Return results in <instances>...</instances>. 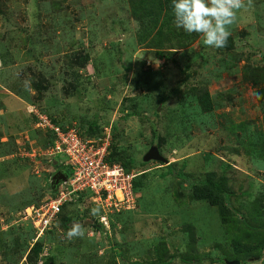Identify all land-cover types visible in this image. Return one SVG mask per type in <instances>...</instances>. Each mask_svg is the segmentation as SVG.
Instances as JSON below:
<instances>
[{"label":"rangeland","instance_id":"rangeland-1","mask_svg":"<svg viewBox=\"0 0 264 264\" xmlns=\"http://www.w3.org/2000/svg\"><path fill=\"white\" fill-rule=\"evenodd\" d=\"M152 27L149 17L139 23L128 0H0V264H28L37 239V264H110L117 248L125 254L114 264H264V249L242 263L233 245L246 232L264 235V215L260 223L251 218L261 203L264 211V97L257 92L264 83L247 81L244 71L264 72V0L237 13L232 50L176 26L159 50L148 44L157 40ZM85 53L90 61L80 68L74 59ZM40 82L47 87L37 91ZM206 86L210 113L197 100ZM37 109L87 140L107 137L108 157L116 149L135 158L132 171L145 173L136 207L103 208L85 193L64 206L81 213L74 221L84 225L83 238L67 239L73 222L65 228L58 219L37 237L25 209L55 197L62 157L46 153ZM91 124L101 132L90 136ZM153 145L169 163L144 161ZM212 171L228 178L236 194L227 202L238 221L248 218L247 230L224 226L217 206L192 200L191 187ZM97 206L102 211L91 215Z\"/></svg>","mask_w":264,"mask_h":264},{"label":"trees","instance_id":"trees-1","mask_svg":"<svg viewBox=\"0 0 264 264\" xmlns=\"http://www.w3.org/2000/svg\"><path fill=\"white\" fill-rule=\"evenodd\" d=\"M130 1L132 8H133V13L135 17L138 19L139 23L142 24L143 26L146 24V17H149V22L152 24V28L149 29V34H152L155 30V35L156 39H154L153 42H149L148 44L150 46H157L159 50H161V45H163L164 41H169L171 40V34H174L175 31V24H174V12L172 8V0H128ZM156 26L157 29L155 28ZM148 33H146L145 38H148L150 36ZM178 34V32H177ZM198 34V33H196ZM185 33L183 34V36ZM153 38V37H152ZM159 40V41H158ZM185 41V40H184ZM228 50L234 49V41L233 39H228L227 46L225 47ZM223 49V48H222ZM159 54H161L164 57H169L168 53L165 51H160ZM78 56V55H77ZM77 64H79L80 68L85 67V65L90 61V55L88 53H85L83 55H79L77 59H74ZM245 71V79L247 81L253 82L255 85H258L259 83H264V72L263 73H258V72H253L252 71V66L251 65H245L244 68ZM136 83H139L136 81ZM39 91L41 88H46V84L40 82L36 83L34 85ZM73 86H78L76 82H73ZM178 91V90H176ZM258 94L261 97H264V87L258 88ZM197 100L199 102V106L201 108V111L203 113H210L213 111L215 108V103L213 100V97L211 95V92L209 91L208 87H201L197 89ZM41 97V95H40ZM42 98V97H41ZM27 100H31L28 99ZM33 102V99H32ZM35 105V104H33ZM38 106V105H37ZM38 110V109H37ZM40 110V111H39ZM38 111L41 114H45L49 117V119L54 123L55 125H59L63 128L64 131H66L69 127L67 125L62 124L59 122L56 118L52 117L51 115L47 114L45 111L42 109H39ZM34 115L37 117V120H39V117L37 113H34ZM88 134L90 136L101 132V129L97 126V124H91L89 129H88ZM46 131V136L48 137L47 142L43 146H50L54 143L55 140V132L53 129L48 128ZM81 134V133H80ZM107 159L110 162H116V161H121L126 168L127 171H132V165L136 161L135 158H125L121 155L120 152H118L116 149H113V153L107 157ZM58 160H61V157L58 158ZM120 163V162H119ZM121 163V164H122ZM63 166V165H62ZM67 175H70V170H65ZM143 173H137L133 180V188L135 193L138 192V189L140 187V181L138 178L143 175ZM139 176V177H138ZM142 186V184H141ZM59 187V186H58ZM58 187L54 190L51 187V190L53 192H56V195L58 193ZM85 193L90 194V191H77L72 195V197L79 198L81 200ZM190 196H192V200H204L210 203V205L217 206L218 207V213L220 216L221 222L224 224V226H229V228L233 229H240L244 228V231L250 227V223L248 224V218H244V220H239L238 221V216L231 208L229 205V202H227L232 194H236L234 189L230 186L228 178L227 177H217L216 172H208L205 179L202 180L199 183H194L193 187H191L190 190ZM55 195V196H56ZM82 196V197H81ZM71 197V198H72ZM72 200V199H71ZM69 201V202H68ZM33 201H30L29 203H26L24 206H28L32 203ZM73 201L67 200L62 206L60 211L58 212V215L55 220H59L60 224L68 228L69 225L79 217L82 218L81 213L79 210L76 212H72L71 210L67 211L65 210L64 206L68 203L70 204ZM263 207V203H261V209ZM259 207H256L254 210V214L252 215V221L260 223V219L264 215V211H262ZM121 214V213H120ZM54 220V222H55ZM31 221V220H30ZM53 222V223H54ZM52 223V224H53ZM240 224H243L245 226H241ZM262 224V223H261ZM263 225V224H262ZM51 227V226H50ZM49 227V228H50ZM262 227H258V225L253 226L254 231L256 232L257 229H261ZM33 230H36L34 227ZM47 230V229H46ZM46 232V231H45ZM45 235V233H43ZM42 235V236H43ZM246 235H248L247 238H245L243 235H237L233 239V245L234 249L236 252V257L235 259H243L242 263H245L244 260L246 258H250L253 255H258L262 252L264 249V235L263 236H257L254 239L253 236H249L250 232H246ZM41 237V236H40ZM39 237V238H40ZM256 239V240H255ZM122 245L120 244L119 247ZM43 250V244L41 242V239H37V241L32 245L31 249L29 250L27 256H26V261L28 264H37L38 258H39V253ZM115 258H113L112 261H110V264H114L116 259V256H123L125 254V249H122L121 252L118 251V248L115 249ZM113 256V257H114ZM158 258H161V256H158ZM51 260V258L49 259ZM147 260V259H145ZM152 260V259H151ZM147 261V262H151ZM48 261V260H47ZM47 261H44L43 264H48ZM144 262V261H143Z\"/></svg>","mask_w":264,"mask_h":264},{"label":"built area","instance_id":"built-area-1","mask_svg":"<svg viewBox=\"0 0 264 264\" xmlns=\"http://www.w3.org/2000/svg\"><path fill=\"white\" fill-rule=\"evenodd\" d=\"M34 112L39 117L37 127L45 130L51 128L55 132L54 143L45 149L46 153L62 155V163L70 170V175L59 185L54 198L25 209L30 214L26 218L32 219L38 236L43 235L52 225L61 206L72 199L77 191L86 190L91 195L95 194V201L103 208L121 211L135 207L133 180L137 174L127 171L123 164L107 159L110 146L107 137L100 141L87 140L76 127L64 131L61 126L52 123L47 115L38 110ZM105 218L102 217V220L106 223Z\"/></svg>","mask_w":264,"mask_h":264},{"label":"clouds","instance_id":"clouds-1","mask_svg":"<svg viewBox=\"0 0 264 264\" xmlns=\"http://www.w3.org/2000/svg\"><path fill=\"white\" fill-rule=\"evenodd\" d=\"M251 5L252 0H247V3H245V0H172L175 26L189 34H202L204 44L216 49H222L227 46L228 39L231 36L229 29L236 22L237 13L242 9L246 10ZM30 83V81L25 83L26 90L30 88ZM61 158L60 170L66 172L65 170H69V168L62 163L63 156ZM101 211L102 208L100 206L94 207L91 209V215H99ZM40 236L37 235V237ZM84 236V225L78 221H73L66 238L72 240L74 238H83Z\"/></svg>","mask_w":264,"mask_h":264},{"label":"water","instance_id":"water-1","mask_svg":"<svg viewBox=\"0 0 264 264\" xmlns=\"http://www.w3.org/2000/svg\"><path fill=\"white\" fill-rule=\"evenodd\" d=\"M143 159L146 162L156 160L161 161L163 163H169V159L161 153L160 148L156 145L151 146L146 151L145 155L143 156ZM66 180L67 173L63 170L57 171L52 178V188L55 190L61 182ZM236 263H239V261H237Z\"/></svg>","mask_w":264,"mask_h":264}]
</instances>
